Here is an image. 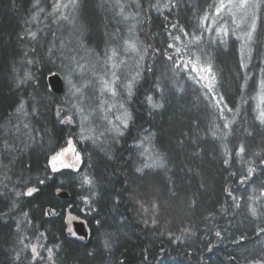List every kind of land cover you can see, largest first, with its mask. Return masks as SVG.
Masks as SVG:
<instances>
[{
  "label": "trees",
  "instance_id": "trees-1",
  "mask_svg": "<svg viewBox=\"0 0 264 264\" xmlns=\"http://www.w3.org/2000/svg\"><path fill=\"white\" fill-rule=\"evenodd\" d=\"M117 1L139 20L146 70L128 126L104 146L62 120L47 79L57 66L25 75V31L50 0H0V264H264V123L253 110L264 0L248 68L233 30L214 34L216 0ZM100 9L78 1L87 41L105 37ZM195 56L215 97L178 63ZM69 138L80 166L51 170ZM67 213L85 236L69 234Z\"/></svg>",
  "mask_w": 264,
  "mask_h": 264
},
{
  "label": "rangeland",
  "instance_id": "rangeland-1",
  "mask_svg": "<svg viewBox=\"0 0 264 264\" xmlns=\"http://www.w3.org/2000/svg\"><path fill=\"white\" fill-rule=\"evenodd\" d=\"M78 1L50 0L47 19L37 22L34 33L33 28L25 31L31 40L34 60L25 53L28 58L24 72L29 76V65L36 62L45 68L57 66L60 73L51 72L47 79L57 76L61 81L62 89L57 94L66 106L62 120L76 125L79 139L106 146L114 135H122L130 122V94L146 70L147 46L139 35V20H132L134 17L117 0H100V11L106 21L103 25L105 37L100 41L97 37L87 41L77 11ZM262 3L263 0H247V3L244 0H216L214 7L211 22L218 19L221 23L214 34L220 36L228 27L233 30L244 68L250 66ZM178 63L185 69L189 67L194 77L215 97L209 67L204 61H198L195 56L190 61L179 59ZM48 84L51 88L49 80ZM253 110L257 119L264 123V70L257 76ZM54 157L57 159L53 163ZM47 163L53 171L76 170L81 164V155L69 138L64 147L48 156ZM65 220L69 234L81 237L76 225L81 224L80 219L67 213Z\"/></svg>",
  "mask_w": 264,
  "mask_h": 264
},
{
  "label": "water",
  "instance_id": "water-1",
  "mask_svg": "<svg viewBox=\"0 0 264 264\" xmlns=\"http://www.w3.org/2000/svg\"><path fill=\"white\" fill-rule=\"evenodd\" d=\"M48 80L50 81L52 91L54 93H59L62 89V84L60 79L57 76H53L50 77ZM79 226L82 228V223L79 224ZM80 235L85 236V233L81 232Z\"/></svg>",
  "mask_w": 264,
  "mask_h": 264
},
{
  "label": "snow or ice",
  "instance_id": "snow-or-ice-1",
  "mask_svg": "<svg viewBox=\"0 0 264 264\" xmlns=\"http://www.w3.org/2000/svg\"><path fill=\"white\" fill-rule=\"evenodd\" d=\"M244 3H247V0H244ZM242 6H243V4H242ZM221 7H223V5H221ZM262 116H264V113H262ZM69 148H71V142H69ZM56 159H57V157L53 158V163L55 162ZM29 194H31V192H29ZM33 251H35V249H33Z\"/></svg>",
  "mask_w": 264,
  "mask_h": 264
}]
</instances>
